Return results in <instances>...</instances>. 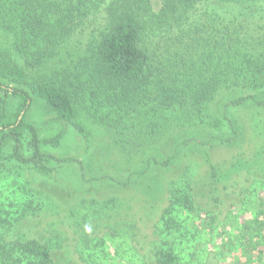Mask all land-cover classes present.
<instances>
[{
  "label": "trees",
  "instance_id": "1",
  "mask_svg": "<svg viewBox=\"0 0 264 264\" xmlns=\"http://www.w3.org/2000/svg\"><path fill=\"white\" fill-rule=\"evenodd\" d=\"M261 1L0 0V187L16 176L13 169L50 177L74 162L94 184L83 162L44 149L62 146L69 128L89 141L99 127L126 166L141 159L142 168L125 185L114 181L117 186L149 184L154 191L160 186L155 169L174 174L168 205L153 227V264H207L208 240L192 224L202 210L194 186L200 169L219 181L231 164L221 163L216 149L235 146L241 136L235 108L264 107V46L249 49L247 28L236 22L237 13L250 15ZM225 91L239 93L214 111ZM34 107L56 127L53 136L42 137L30 121ZM168 140L172 149L162 157ZM151 148L155 154L147 156ZM29 185L11 184L13 200L0 201V264H102L111 241L135 252L137 237L109 215L119 207L117 196L81 199L66 207L65 218L58 213L42 221L64 204H47L50 192ZM51 192L75 196L63 188ZM258 216L243 229L242 245L251 250L264 242Z\"/></svg>",
  "mask_w": 264,
  "mask_h": 264
},
{
  "label": "rangeland",
  "instance_id": "2",
  "mask_svg": "<svg viewBox=\"0 0 264 264\" xmlns=\"http://www.w3.org/2000/svg\"><path fill=\"white\" fill-rule=\"evenodd\" d=\"M239 14H236V16H240L236 22L244 24L247 28L242 35L250 41V45L247 47L253 49V47L264 46V0L252 14L248 15L247 12ZM73 47L70 46L69 50L76 49ZM237 93L239 92L225 91L218 99L214 111L217 106L218 109H223L226 99L238 96ZM212 113L215 117L217 112ZM233 114L241 127V136L235 146H221L216 149L218 160L223 164L228 161L231 164L226 168L223 166L225 174L219 181H213L210 175L203 172L202 169L197 172L198 182L194 186L195 195L197 205L202 210L196 211L191 216L192 224L195 225L196 231L205 235L208 240V243L205 240L207 253L210 255L207 264H264V242L255 250L249 249L247 245H242V243H247L242 239L245 236L246 228L244 229V227H247L259 213H263L259 216L261 219L264 218V212H261L264 208L262 207L264 206V107L256 104L243 106L235 108ZM29 116L30 121L37 126L42 137L48 138L54 135L56 127L45 122L43 113L38 107H34ZM69 129L62 146L57 149L46 147L44 150L46 154L59 159L73 158L83 162L88 178L96 180L94 184L84 181L80 173V165L77 162L56 165L58 169L60 167L64 169L60 168L50 177L35 174L26 169H13V172L18 170V175H12L3 180V185L0 187V201L9 203L12 199L11 184L16 189V186L28 183L29 187H35L38 191L50 192L51 199H47V204L50 202L52 205L53 200H59L64 206L61 208L51 207L52 209L43 213L41 220L47 221L46 219H50L58 213H62L65 218L66 207L74 205L81 199H90L94 196L105 201L110 197L117 196L121 200L117 209L109 210V215H113L111 220L114 224L125 222L126 230L135 239L137 237L139 242L135 243L136 250L133 254L127 245L120 246L115 241L109 242L105 251L107 261L102 264H145L144 258L149 264H153V259L150 256L154 237L153 227L158 221L161 211L168 205L170 180L174 174L167 170L155 169L160 186L154 191L147 189L149 184H146L145 187H142L141 184H135L137 186L132 187L117 186L115 182L125 185L128 175L142 168V164H138L141 159H136V164L126 166L125 161L119 155V150L114 148L109 134L99 127L96 128L97 131L89 141L85 140L73 128ZM211 133L213 134L215 131L211 130ZM170 143L171 140L165 141L164 147H160V156L164 157L170 153L172 149ZM146 154L147 156L155 154L154 148H151ZM194 159L196 158H193L192 161H195ZM232 162H236L238 165L234 167ZM109 178L112 179L111 183H107ZM58 188L70 190L75 196L61 199L57 193L51 192ZM46 216L48 218H45ZM213 216L216 218L215 228H209L208 223L211 222ZM122 218H126V221ZM38 221L39 219L36 218L35 222ZM98 222L100 224L98 232L103 235L105 222L104 220ZM27 226L32 227L33 223H28ZM65 226L68 227L67 224L63 225V227ZM250 232L254 236L255 230ZM260 235L264 236V229ZM68 244H71L70 247L67 245L69 250H74V241L69 240ZM216 254H218L217 257L214 256Z\"/></svg>",
  "mask_w": 264,
  "mask_h": 264
}]
</instances>
